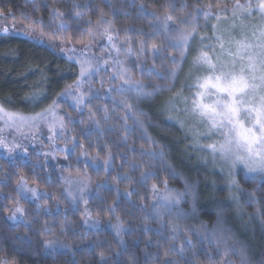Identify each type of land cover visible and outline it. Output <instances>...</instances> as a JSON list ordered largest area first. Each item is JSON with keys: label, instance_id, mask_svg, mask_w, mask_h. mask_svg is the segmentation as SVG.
<instances>
[{"label": "trees", "instance_id": "1", "mask_svg": "<svg viewBox=\"0 0 264 264\" xmlns=\"http://www.w3.org/2000/svg\"><path fill=\"white\" fill-rule=\"evenodd\" d=\"M232 3L0 0V25L8 23L12 30L31 32L36 39L0 38V105L9 111L34 115L53 101L58 104L61 93L75 88L80 78L79 59L82 50L93 42L90 34L95 33L97 39L105 29L122 47L118 59L128 76L154 93L139 101L135 96H126L127 92L123 94L145 113L140 117L141 124H137L134 118L125 120L129 113L120 103L119 91L100 92L96 88L99 80L94 78L93 91L85 90L88 100L81 108L68 102L67 96L61 102L68 137L57 139L59 146L48 160L36 154L29 159L0 156V259L14 264H166L167 260L184 264L171 250L191 238L196 249L187 251L188 261L195 251L199 264H241L239 254L231 253L210 262L205 253L217 257L224 246L218 249L207 241L201 243L194 234L180 233L177 239H171L168 225L176 218L165 216L162 227L153 214V206L160 203L153 185L163 194L166 182L168 189L180 192L192 185L179 205L188 214L179 218L182 228L194 230L201 222L211 226L221 213L230 237L227 247H242L249 264H264V182L240 171L236 177L239 187L230 193L226 180L211 171L208 160L202 163L199 152L188 147L184 131L168 121L170 114L164 108L179 94L194 56L190 50L175 76H170L172 58L180 59V54L170 47L164 16L174 17L168 22L171 29L174 22L195 15L196 39L207 31L211 33L209 30L217 23L213 17L197 15V9L203 13L212 4L213 13L227 8L231 18ZM125 41H130L133 57H127L124 49L129 45ZM153 45L161 53L155 61ZM83 55L91 58L85 52ZM154 66L159 75L149 76ZM183 115L178 111L174 118ZM161 150L162 159L149 155ZM109 152L112 159L105 165ZM22 185L33 187L36 195L23 196ZM129 192L133 194L128 196ZM16 208L22 211L15 222L11 217ZM249 215L257 219L248 226ZM120 222L123 228L117 235ZM47 241L54 243L49 246Z\"/></svg>", "mask_w": 264, "mask_h": 264}, {"label": "snow or ice", "instance_id": "2", "mask_svg": "<svg viewBox=\"0 0 264 264\" xmlns=\"http://www.w3.org/2000/svg\"><path fill=\"white\" fill-rule=\"evenodd\" d=\"M143 7V6H142ZM186 7V6H185ZM209 11L201 13L197 9V15L205 17H213L217 20V24L213 27V36L210 38L200 37V46L192 57V68L196 70L195 88L196 91L189 101L182 98L185 104L183 111L189 115L193 121L198 122L203 127V132L198 129H193L195 142L199 144L201 135L208 137H219L213 142L201 147L209 150V154L213 159L219 158L224 161L229 168V176L231 178V170L238 166H243L246 170L245 175L255 180L257 176L264 179V0H233L232 9L230 12L231 20L226 26L221 25L219 21L221 17L227 18L228 9L221 8L219 12L213 13L212 4L208 6ZM2 15V10H0ZM56 15H63L57 12ZM254 15H259L260 22L257 24L248 25L246 20L251 19ZM14 19V17H13ZM165 31L168 32L170 47L175 49L180 54V59L172 58L173 68L170 70V76H175L176 68L187 57L188 50L193 41L196 32L194 21L195 15L188 16L185 20L174 22L175 26L169 29L168 22L174 21V17L170 14L164 16ZM239 21V23H237ZM111 26V22L106 21ZM239 30V37L235 34ZM6 31V30H5ZM102 35H106L109 44L115 49L116 53L121 52V48L117 47L113 42V36L108 30ZM118 35V34H117ZM91 39H96V34H90ZM129 45L124 51L130 54V41H125ZM75 51V49H72ZM90 51V47L82 50ZM145 51L141 46L140 52ZM160 50L153 45V61L160 56ZM72 59V57H69ZM108 63L107 60L104 61ZM80 71L79 79L76 81L75 90H79L82 84L87 79L91 81L92 77L100 71L98 66H94L92 59L81 55L79 59ZM117 65L123 64L119 59L116 60ZM159 75L155 71V66L149 69L148 75ZM115 79H122L127 88L120 87L118 89L121 94L120 103L123 105L129 117L134 118V122L141 124L140 117L145 116V113L134 107L133 104L124 97L125 92L135 94L137 101L141 97L152 96L154 93L147 91L146 87L132 80L126 70L117 72ZM71 87V86H70ZM157 87V91H160ZM113 91V89H109ZM72 95L71 91L61 93V96ZM83 100V93L76 98V103L80 104ZM169 106L176 108L177 105L169 101ZM56 101L42 112L34 115H24L20 112L9 111L3 105H0V121L7 128H15L20 131L23 127L31 128L38 127L42 121L49 120L55 116ZM105 113L107 110L105 109ZM98 123V122H97ZM183 126V123H182ZM63 127V123H60ZM128 129L126 128L125 131ZM153 143H155L153 141ZM8 145L5 140L0 137V148H6ZM19 145L14 144L8 151H13ZM152 158L164 157V152H152L149 154ZM112 159L111 153L108 154V159L105 160V165ZM231 183L237 188L234 178H231ZM165 191L163 194L158 192L157 186L153 185V192L157 194L160 203L153 206V214L161 226L164 227L163 221L165 216L175 217V222H172L168 227L172 233V240L177 239L180 233L194 234L197 239L203 243L207 241L208 245L223 247V251L218 252L217 257L207 254L210 262L223 259L231 254H239L241 264H249L246 251L241 248L227 247V242L230 239L226 235V229L223 227L222 214L217 213L215 222L209 226L207 223L201 222L197 229L182 228L179 223V218L188 214L179 207L184 200L185 194L191 192L192 185H186L185 192H180L176 189H168L167 183L164 184ZM34 191V190H30ZM133 193H127L131 196ZM16 212H21L22 209L16 208ZM14 218V217H11ZM117 235L123 228L122 222L117 225ZM159 235V233H157ZM52 241H47V245H51ZM187 246V247H186ZM189 249L195 250L196 244L191 238H187L178 249L173 248L171 251L178 254L184 264H199V254L193 251L192 260L186 259V253ZM167 255V253H165ZM0 264H14L8 259H0ZM166 264H180L179 261L167 260Z\"/></svg>", "mask_w": 264, "mask_h": 264}, {"label": "rangeland", "instance_id": "3", "mask_svg": "<svg viewBox=\"0 0 264 264\" xmlns=\"http://www.w3.org/2000/svg\"><path fill=\"white\" fill-rule=\"evenodd\" d=\"M221 19L223 20L225 19V21L221 20L219 21V23L221 25L226 26L232 18L229 17V13H228L227 18L222 16ZM226 19H228L229 21H226ZM259 22H260L259 15L253 16L251 19L245 21V23L248 25L257 24ZM237 23H239V21H237ZM11 27L12 26L9 25L8 23L0 25V38L23 37V38L36 41V39L32 37L33 35H31V32L25 33V32L14 31L12 30ZM209 31H211V33H208L207 31L204 33V35L202 34L198 36L196 39L195 37L197 34L194 35V38L190 45L188 53L190 52V50H192L191 52L193 53V55H195L196 50L200 46V37L203 36L207 39L213 36V27ZM104 32L105 31H103L102 34ZM102 34L97 36V39H95L92 42V44L86 47V48L90 47V51H84L85 53H87L88 56H91L93 65L98 66L100 71L102 72L96 73L92 77L91 81H88L86 79L79 90H75V88H72V87L69 88V90H67V91H71L72 95H68L66 99L73 106H77L81 108L84 105V103L88 100L87 93L85 90L88 89L89 91H93V82H94L93 79L94 78L96 80L97 79L99 80L98 83L100 85L98 84L99 86H96V88H100V92L103 90L105 92H107V90L109 91L108 89L109 85H110L109 87L113 89V91L114 90L118 91L120 87H124V88L128 87L127 85L123 84L122 79H115L117 72L121 70H126V67L116 64V60L118 59L119 54H117L115 49L109 44L107 36L102 35ZM235 34L237 35V37H239V30H236ZM194 41H196V43H193ZM113 42L115 43L114 38H113ZM120 48L122 49V47ZM67 51L70 52V49H67ZM67 51L64 50L63 52L64 53L66 52L68 54ZM192 53H191V56H193ZM130 56L133 57V53L131 49H130V54H127V57H130ZM187 57H188V54H187ZM133 59H136V58H133ZM105 60L108 61L107 64L104 63ZM103 74H107V77H104ZM196 74H197L196 70L193 69L191 65L181 85V90L179 91V94L174 99L171 100L173 103H175L178 106L179 109H183L185 107V104L182 102V98L187 99L189 101L188 106H190V100L196 91V88H195ZM103 84L107 88H104ZM101 85L103 88H101ZM185 89L188 90L189 92L185 91ZM96 92H99V91H96ZM109 92H112V91H109ZM81 93H83V100L80 104H77L76 98L79 97ZM126 96L133 97L135 96V94L131 92H127ZM66 99H65V96H62L58 100L57 107L55 108V116L50 117L49 120L42 121L38 127L31 128V127L25 126L20 131H17L15 128L5 127L3 122L0 121V137H2L5 140V143L8 145V147L6 148H0V156H6L10 159H17V158L29 159L31 154H36V155L46 157L48 160L51 157V154L53 153V151L56 150V148L59 146L57 144V139H60L62 137L66 139L68 137V135L66 134V129L64 126V122H63L64 118L62 119V114H61L62 112L59 107L61 102L65 101ZM165 106H166L164 107L165 111L166 112L168 111L170 114V116L168 117V121L171 122L172 124L177 123L178 127H180V129L184 131V139H187L189 142L188 147H190L191 150L194 149V151L199 152L198 156L201 158L200 161L202 163L208 160V165L211 171L213 173L220 175L221 180L223 179L226 180L225 183H226L227 189L230 191V193L233 192L235 185L231 183V178H234L237 182L236 177L240 171L243 172L245 175L246 170L243 168V166L241 165L235 169H232L231 178H230L229 176L230 170L225 165L224 161L220 160L219 158L214 160L212 155L209 154V150L201 147L202 145H206L208 143L213 142V140L219 139V137L210 138L208 136L201 135L199 137V144H197L195 142L193 129H198L199 131L203 132V127L199 125L198 122L193 121L192 118L189 115H186L185 113L183 117L180 118L178 116L175 119L174 118L175 114L179 111L177 110V107L172 108L171 106H169V103H167ZM165 114L166 113L164 112L163 115ZM24 115H27V114H24ZM61 122L63 123V127H60ZM182 123H183V126H182ZM14 144L19 145V147H16L13 149V151L9 152L8 148H11ZM247 177L250 178V175ZM257 179L264 182V179H261L259 176H257ZM221 188H224V186L222 185ZM30 190H35V189L33 187L30 188L27 185H22L21 194L23 196L36 195L35 191H30ZM239 213H241V211ZM20 215H21V212H16L15 216H13L14 217L13 221L15 222L18 221L19 220L18 218H20ZM254 218L257 219V216L256 215L247 216L248 224L246 222V225L249 226L250 224H252L253 222L252 220Z\"/></svg>", "mask_w": 264, "mask_h": 264}]
</instances>
